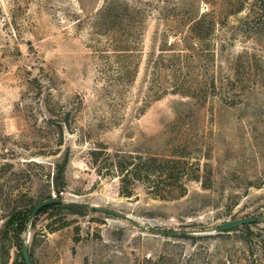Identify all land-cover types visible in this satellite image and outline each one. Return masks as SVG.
<instances>
[{
    "label": "rangeland",
    "instance_id": "1",
    "mask_svg": "<svg viewBox=\"0 0 264 264\" xmlns=\"http://www.w3.org/2000/svg\"><path fill=\"white\" fill-rule=\"evenodd\" d=\"M256 2L0 0V264L22 260V239L34 264L264 259V222L207 233L264 216V26L251 15ZM202 15L216 27L199 39L191 26ZM174 53L196 81L221 87L217 96L158 98L157 64ZM67 119L62 139L56 122ZM100 143L112 154L187 157L209 166L211 185L190 182L174 201L141 186L122 197L119 181L101 179L90 164ZM66 155L65 190L57 193L55 167ZM25 196L33 205L52 197L106 207L133 221L64 204L15 225L14 238L5 225L13 212L29 217ZM172 230L200 232L158 234Z\"/></svg>",
    "mask_w": 264,
    "mask_h": 264
},
{
    "label": "trees",
    "instance_id": "2",
    "mask_svg": "<svg viewBox=\"0 0 264 264\" xmlns=\"http://www.w3.org/2000/svg\"><path fill=\"white\" fill-rule=\"evenodd\" d=\"M251 15H253V20L264 26V0H257ZM208 17V15H202L193 22L191 26L192 36L201 39L204 38L205 34L207 35L210 33L211 36L215 34L216 22L214 19H208ZM175 54L176 53L170 55L169 57L171 58L169 59L164 58L157 64L156 83L160 90L158 92V98L163 97L167 92L187 97H196L205 102L208 101L209 98L217 96L218 91L222 88L218 87L214 81H212V86H209L206 82L196 81L195 78L186 72L185 69L188 65H183L181 60L182 56ZM164 70L167 72L165 77L161 75ZM162 77L165 79H162ZM120 78L119 82L122 81ZM162 83L167 84L165 89H163ZM56 125L59 129L58 134L63 139L64 129L70 128L69 120H59V122H56ZM89 157L91 166L101 179L110 178L119 181L120 195L122 197L130 198L135 196L136 187L141 186L144 188L145 192L154 199L174 201L187 194V184L190 182H200L205 188H209L211 185L212 171L209 166L204 170L199 162H192L189 158L184 156H173L171 158L162 159L155 156L147 158L132 153L118 152L112 154L109 152L106 145L100 143L91 149ZM68 164L69 156L66 155L55 167L53 186L57 193H61L65 190V172ZM7 166L10 168L13 167L12 164H7ZM25 197L28 198V206H32L29 217L23 218V215H19V213H22L21 211L13 212L5 225V232H11L14 238H18V231L15 225L23 226L24 224H28L30 215L36 206L33 205V199L31 197ZM50 199H52V197L46 198V200ZM52 206L57 208L63 205L55 204L48 206L40 211L39 214ZM26 208L27 206L21 207L22 210ZM68 208L83 210L86 207L85 205L73 204ZM22 241L23 239L21 240V249ZM14 264L25 263L22 258L21 261H15ZM250 264H264V259L253 260Z\"/></svg>",
    "mask_w": 264,
    "mask_h": 264
},
{
    "label": "water",
    "instance_id": "3",
    "mask_svg": "<svg viewBox=\"0 0 264 264\" xmlns=\"http://www.w3.org/2000/svg\"><path fill=\"white\" fill-rule=\"evenodd\" d=\"M55 204H62V205L72 204L73 205L75 203L65 202L59 198H52L50 200L43 201L42 203H40L34 207L32 213L30 215L29 220H33L35 217H37L39 212L42 211L44 208L51 206V205H55ZM85 206L87 208H90L93 210H98V211L105 213L109 216L117 217V218H120L123 220L133 221V219L131 217H129L128 215H125L121 212H118V211L110 209V208L100 207V206L92 205V204L91 205H85ZM263 222H264V216L248 217V218H244V219L229 221L223 225H220L219 227H217L215 229L208 230L207 233H216V232L226 233V232H231V231H233L239 227H242V226H249L252 224L263 223ZM199 232L200 231L172 230V231H167V232H158V234H161L164 236H176V235L187 236V235H196ZM21 254H22V258H23V261L25 264H33L27 240L22 241Z\"/></svg>",
    "mask_w": 264,
    "mask_h": 264
}]
</instances>
